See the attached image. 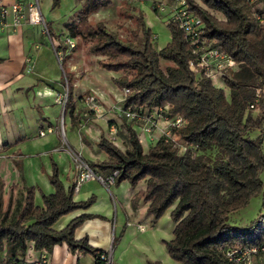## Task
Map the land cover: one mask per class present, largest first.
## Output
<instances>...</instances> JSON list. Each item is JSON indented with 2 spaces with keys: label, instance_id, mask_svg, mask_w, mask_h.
Masks as SVG:
<instances>
[{
  "label": "trees",
  "instance_id": "1",
  "mask_svg": "<svg viewBox=\"0 0 264 264\" xmlns=\"http://www.w3.org/2000/svg\"><path fill=\"white\" fill-rule=\"evenodd\" d=\"M76 1L80 2L79 22L109 2ZM185 1L200 17L205 35L238 63L237 70L224 79V88L192 73L188 68L190 48L181 29L170 20L166 23L170 40L160 49L152 45V34L145 28L141 14L136 18L138 30L127 39L101 23L95 24L91 31L96 40L92 50L104 56L98 64L106 70L129 73V77L114 78L117 87L135 92L126 96L122 108L168 104L171 115L184 119L181 127L171 129L172 135L188 147L180 153L173 141L159 137L144 152L137 134L128 128V145L123 150L100 135L96 145L107 154V160L90 165L102 175L117 171L115 184L127 180L134 186L144 180V189L134 197H142L154 220L171 208L172 238L163 241L170 258L182 264H231L220 255V246L251 245L264 240V213L244 232L227 222L228 214L245 206L264 184L260 177L264 173V110L254 118L250 107L259 98L256 90L264 87V0H257L262 7L254 11L252 0H199L201 4ZM210 10L219 12L223 20ZM75 24H64L74 28L72 36L76 35ZM46 29L50 36L47 25ZM160 60L170 64L162 69ZM64 76V110L69 109L73 122V92L68 75ZM253 130L257 135L251 138ZM48 180L53 191L41 194V206L34 204V188L30 187L16 217L0 222V251L5 246L7 261L19 260L29 241L35 250L46 251L64 242L70 252L77 250L95 258L103 251L90 246L86 237L76 240L73 236L89 214H79L60 230L52 228L60 216L87 209L93 196L74 200L73 187H64L54 162Z\"/></svg>",
  "mask_w": 264,
  "mask_h": 264
},
{
  "label": "crops",
  "instance_id": "2",
  "mask_svg": "<svg viewBox=\"0 0 264 264\" xmlns=\"http://www.w3.org/2000/svg\"><path fill=\"white\" fill-rule=\"evenodd\" d=\"M8 1L10 0H0L2 3ZM39 10L43 17L40 6ZM37 25L22 21L18 27L9 24L0 28V222H8L16 217L30 187L34 188V204L42 205L41 194L53 191L48 180L52 162L57 165L59 179L64 187L70 184L72 171L68 147L86 161L90 160L87 147L90 146L94 152L91 146L96 144L102 134L117 145L118 133L122 130L119 124L128 122L120 115L121 105L117 96L116 103L112 101V104H109L111 99L99 90L100 95L97 97L101 103L102 114L95 116L87 109L84 99H80V91L81 93L73 95V122L69 109H65L69 132L65 134L64 130V136H60L57 130L61 106L57 95L63 84L59 74L50 75L49 71H46L47 61L44 57L48 53L38 44L41 41ZM215 81L212 82L213 85L224 88L222 81ZM91 89L87 95L93 92ZM115 116L122 118L120 120ZM159 124L163 125L164 122L159 121ZM111 127L116 131L114 139L108 137ZM47 128H50V131ZM40 130L44 132L43 135L38 134ZM136 130L145 152L143 142H148L150 146L154 141L138 126ZM154 134L157 136L159 130H155ZM125 143L128 145L127 140ZM144 187V180L138 181L134 186L123 180L108 189L95 180L82 183L74 192L73 199L85 200L93 196V203L87 209H76L60 216L52 228L60 230L79 214H89L74 230V239L86 237L90 246L106 252L113 227L114 230L120 231L119 236L122 235V238L130 225L129 222L134 223L137 229H146L142 221L151 219L147 203L142 197H134ZM38 198L41 204L35 201ZM173 226L172 222V229ZM39 252L40 250H35L29 241L26 243L24 255L18 259L22 262L32 261L39 256ZM107 252L110 256V248ZM47 253L49 264H91L94 260L91 254L77 250L70 252L64 242L54 245ZM0 261L11 264L13 260L7 261L3 256Z\"/></svg>",
  "mask_w": 264,
  "mask_h": 264
},
{
  "label": "rangeland",
  "instance_id": "3",
  "mask_svg": "<svg viewBox=\"0 0 264 264\" xmlns=\"http://www.w3.org/2000/svg\"><path fill=\"white\" fill-rule=\"evenodd\" d=\"M38 1L40 9L44 14L43 19L45 24L49 27L51 33L49 36L46 32L44 33L42 31L41 24L37 25L39 39L41 41V43L38 42V44L41 46L42 50L45 49L48 53L47 56L44 57V60L47 61V63H45V68L46 71H49L50 75L59 74L63 84L62 90L57 95L61 101L59 102L61 109L58 114L59 127L57 130L60 136H64V130L65 134L69 132L65 121L67 115H65L62 103L67 89V81H65L64 73L69 77L68 84L72 89L73 95L81 91L82 94L80 99L82 100L87 95L89 89L95 88L91 89V91H96L98 95H100V91L107 94L111 99L109 104H112V101L116 103V99L120 94V87H117L114 78L129 77L127 71L106 70L98 64V60L104 58V56L95 54L92 50V46L96 40L91 31L95 24L101 23L109 30L115 32L121 39H127L131 37L133 31L138 30L136 18L141 14L145 28H148L152 34V45L154 48L160 49L170 40V32L166 26L168 12L158 10L159 4L162 3L165 5L167 0H109L107 5L91 12L80 22L77 16L80 2L76 0ZM55 1H57L56 5L54 4ZM195 1L200 3L199 0ZM252 2H255L254 5H251L253 11L255 8L262 7V4L257 3V0H252L251 3ZM209 12L216 18L223 20V16L219 12L212 10ZM71 21L76 23L75 36L71 35L74 28L71 30L64 26L65 23ZM66 38H70V40L73 41L74 46L72 48L65 42ZM60 57L61 59L59 60ZM168 64H170L168 61L160 60L162 69ZM71 65H73V67ZM229 76H231V73ZM215 84L217 85L216 81ZM225 91L227 94L228 90L225 89ZM256 92L259 98L254 102L251 112L254 118L259 117L264 110V87L256 90ZM98 102L101 105L99 97ZM119 102L120 101H118V103ZM120 105V109H122L121 102ZM144 108H146V110L152 109V107L150 108L148 106ZM120 118L122 117H118L117 119ZM140 124L141 122L138 121H128L127 124H119L122 130H120L119 133L117 131L118 139L116 143L121 150L127 146L125 141L127 140L128 128L134 133H137L136 128L137 126L140 128ZM256 135L257 130L251 131V138ZM175 140L183 143L180 140ZM148 146V142L144 141L143 147L145 150L148 149ZM91 147L94 148V152L91 151L90 146L86 149L89 157L88 159H90L87 160L89 165L107 160V154L100 150L96 144ZM178 152H183V149L179 147ZM192 154L195 155L197 152L192 151ZM212 154L213 156L216 155L214 151ZM260 177L264 181V173H261ZM35 201L41 204L39 198L35 199ZM169 212L170 209L168 208L158 219L154 220L151 216L150 220L142 221L146 228L144 230L137 229L134 223L128 221L130 225L127 227V231L123 235V238L122 235L119 236L120 231L118 229L114 230L113 227L111 231V240L106 248V252L110 248L111 264H182L169 257L163 242L164 240H169L172 236V220ZM263 213L264 184L258 193L249 198L245 206L228 214L227 222L235 226L240 232H244L251 227L252 222L258 215ZM144 217L145 216H142V218ZM107 253L109 254V252ZM3 256H5L6 259L9 256L5 246L0 251V258Z\"/></svg>",
  "mask_w": 264,
  "mask_h": 264
},
{
  "label": "built area",
  "instance_id": "4",
  "mask_svg": "<svg viewBox=\"0 0 264 264\" xmlns=\"http://www.w3.org/2000/svg\"><path fill=\"white\" fill-rule=\"evenodd\" d=\"M158 10L167 11L168 18L166 22L170 20L181 29L183 39L190 48L191 57L188 60V68L192 73L207 77L211 82L215 80L224 82V79L229 78L230 73L236 70L238 63L215 40L205 35L200 17L188 8L185 0H167L165 5L159 4ZM256 17L259 19L261 16L256 15ZM24 20L28 24H41L42 31L47 33L45 21L39 10L38 0L0 2V28L9 24L12 27H18ZM65 42L70 48L74 46L70 38H66ZM119 91L118 101L121 103L127 95L135 93L128 87H122ZM95 92L93 91L87 95L84 102L95 116H99L102 114V110L98 102V94ZM57 101L61 102L59 98ZM64 102L65 98L62 101L63 108ZM250 107H253V104ZM121 116L128 121L141 122V131L148 134L153 141H156L159 137H164L165 140L173 141V145L178 148L181 147L183 151L188 147L185 143L177 142L172 135L171 129L181 127L184 124V119L179 115H171L168 104L152 107L151 110H146L141 106L122 108ZM159 121H163L164 124L160 125ZM157 129L159 130L158 136L154 134ZM47 130L50 131V128H47ZM43 133L42 130L38 132L39 135H43ZM115 133V128L111 127L109 129L111 139H114ZM67 151L71 158L72 179L70 185L73 187L74 192L79 189L82 183L88 181H98L107 189L114 184L117 171L104 175L99 174L79 153L70 147L67 148ZM218 251L222 258L231 264H264V240L251 245L224 244L219 247ZM0 264H4V262L0 261ZM11 264H49L48 253L46 250H40L39 256L32 261L13 260ZM91 264H111V258L107 252H101Z\"/></svg>",
  "mask_w": 264,
  "mask_h": 264
}]
</instances>
